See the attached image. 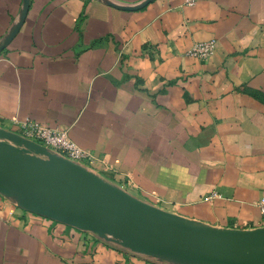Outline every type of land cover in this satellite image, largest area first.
<instances>
[{"label":"crops","instance_id":"obj_1","mask_svg":"<svg viewBox=\"0 0 264 264\" xmlns=\"http://www.w3.org/2000/svg\"><path fill=\"white\" fill-rule=\"evenodd\" d=\"M22 9L0 0V43ZM211 40L206 60L186 54ZM26 119L66 131L85 170L160 210L260 228L264 0H29L0 52V128ZM0 264L169 263L0 194Z\"/></svg>","mask_w":264,"mask_h":264},{"label":"water","instance_id":"obj_2","mask_svg":"<svg viewBox=\"0 0 264 264\" xmlns=\"http://www.w3.org/2000/svg\"><path fill=\"white\" fill-rule=\"evenodd\" d=\"M0 43V52L22 25ZM0 194L38 216L169 264H264V228L215 230L160 210L42 145L0 128Z\"/></svg>","mask_w":264,"mask_h":264},{"label":"built area","instance_id":"obj_3","mask_svg":"<svg viewBox=\"0 0 264 264\" xmlns=\"http://www.w3.org/2000/svg\"><path fill=\"white\" fill-rule=\"evenodd\" d=\"M194 2L195 0H185L188 6H192ZM215 49L216 42L213 40L198 42L193 44L186 54L195 59L206 60L212 56ZM14 123V126H16L15 134L26 140L42 145L67 160L82 166L84 162L92 159V156L86 150H83L69 139L66 131L52 129L27 119ZM257 206L261 215L260 228H264V197L258 200Z\"/></svg>","mask_w":264,"mask_h":264}]
</instances>
